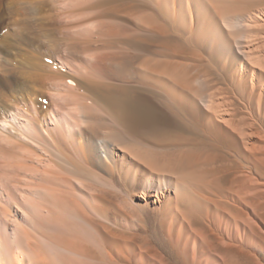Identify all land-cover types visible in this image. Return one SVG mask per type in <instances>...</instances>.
<instances>
[{
  "label": "bare ground",
  "instance_id": "obj_1",
  "mask_svg": "<svg viewBox=\"0 0 264 264\" xmlns=\"http://www.w3.org/2000/svg\"><path fill=\"white\" fill-rule=\"evenodd\" d=\"M55 249L264 264V0H0V264Z\"/></svg>",
  "mask_w": 264,
  "mask_h": 264
},
{
  "label": "rangeland",
  "instance_id": "obj_2",
  "mask_svg": "<svg viewBox=\"0 0 264 264\" xmlns=\"http://www.w3.org/2000/svg\"><path fill=\"white\" fill-rule=\"evenodd\" d=\"M9 19V18H8ZM65 215V216H64ZM63 216H64V223H65V227L63 228V227H60V225L58 226H56V224H53V225H51V227H50V225H49V230H47L48 231V233L47 234H49L51 237H54V238H52V239H54V240H56V241H60V240H62L63 238H77V239H79V240H84V241H86V242H93V237H94V235H93V232H92V230H89V228L87 227V226H82V223H79L78 221H76L75 219H73V218H71L70 216H68L67 217V214H64ZM62 216V217H63ZM69 217L71 218L70 220H69ZM73 219V220H72ZM149 219H151V218H149ZM66 220H69V223H66ZM76 221V222H75ZM151 224L153 223L152 222V220H150L149 221ZM66 224H69V225H66ZM72 224H73V226L75 227H73L72 226ZM62 225V224H61ZM76 225V226H75ZM84 225V224H83ZM53 226V227H52ZM67 226V227H66ZM58 227V228H57ZM73 227V228H72ZM88 228V229H85V228ZM66 228V229H65ZM52 229V230H51ZM61 229H64L63 231L61 230ZM69 231V232H68ZM151 231V235L152 236H154L153 234V231L152 230H150ZM77 232V233H76ZM81 232H83V233H81ZM85 232V233H84ZM88 232V233H87ZM92 232V233H91ZM70 234V235H69ZM73 235L75 236V237H73ZM159 234H157L156 235V237L154 236V238L153 237H151L152 239H154L155 240V242H156V245H158L157 247L159 248V249H161V251H166L167 250V246H165L164 245V243H163V241H162V239H161V236L159 235ZM55 237H56V239H55ZM60 239H59V238ZM59 240H58V239ZM62 238V239H61ZM89 244V243H88ZM76 251V250H75ZM75 251H71V253H69V252H66V251H62L61 252V250L59 251H57V249H55L54 251H53V258H57V260L56 261H58V260H60V261H63V262H65L66 264H85V263H88L89 264V262H90V264H98L97 262H93V261H89V260H87V259H85L84 260V258H82L83 256L81 255V253H79V251L77 252V253H75ZM167 251H169V250H167ZM65 253H67V254H65ZM61 255V256H60ZM64 255V256H63ZM70 256V258H69V256ZM77 255H80V256H78L77 257ZM82 256V257H81ZM79 257H81V258H79ZM65 258V259H64ZM72 260H73V262H72ZM68 261V262H67ZM88 261V262H87ZM77 262V263H76Z\"/></svg>",
  "mask_w": 264,
  "mask_h": 264
}]
</instances>
